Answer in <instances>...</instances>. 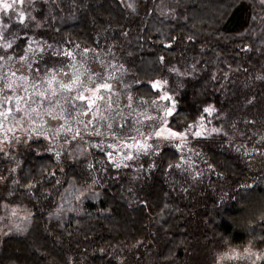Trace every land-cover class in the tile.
Listing matches in <instances>:
<instances>
[{"label":"trees","instance_id":"16d2710c","mask_svg":"<svg viewBox=\"0 0 264 264\" xmlns=\"http://www.w3.org/2000/svg\"><path fill=\"white\" fill-rule=\"evenodd\" d=\"M147 1L150 2L148 3ZM180 1L181 0H42L41 2H39V6L41 8L38 11V17L42 22L41 24H38L37 20H35L33 23L32 32L37 38L44 39L45 43L54 46V50H46V60L44 58V61L39 66L42 71H49L50 68L62 66L66 61V55L56 53L57 50H55V48L60 49L62 46L68 45L74 47L75 45H78L80 47L91 49L94 51H106L109 55H114V60L118 65H120L122 71L126 72L127 75L134 79V83L131 86V92L135 96H158V91L154 89L151 83L157 78H165L168 81L169 87L174 92L177 101L176 110L169 118V125L176 130H183L187 126H189L190 123L195 122L202 117H208V114L204 112V109L209 105H213L216 108V111L212 117L216 118L215 120L217 124L221 119L220 124H222L229 135L221 133L219 134V136L215 134L212 137H204L199 139L200 146L202 147L200 156L203 159V164H207L206 166L213 174L216 172V176H218L221 181L220 179H218V177L216 178L214 176L212 180H219V182L217 181L214 185L212 183L215 181H212V183L208 182L207 177H191L188 171H183L181 168L182 166L180 163L182 159L179 150L172 147L162 148L160 153L157 154L156 160H154V164L149 166L148 164L146 165L144 171L146 173H144L143 176L141 175L137 179L130 181L129 177H127V173V175H125L121 169L115 168L112 170L109 168L111 167V165H109L107 169V171H109L110 173H104L100 171L101 169L99 168L97 163L94 165V169L90 168L87 162H85L86 160H84L83 156L81 155L75 154V156L77 155L78 157L76 156V158L71 161L63 157L56 158L52 153H40L37 151V148L43 149L44 144L41 141L32 142L31 146L25 149L20 156L22 158V164L18 172L14 190H12L10 196L2 197V200L7 202L8 206L22 207L23 210L27 213V217L20 221L22 227L19 230H16L14 228V223L10 224V211H6L5 221L8 225H10V231L4 232L0 235V264H84L85 261L86 263L87 261H90L89 263L92 262V264H124L125 262H129L130 264H214V262L217 261L218 255L230 248L242 249L245 247H251L256 250L264 249V155L263 158H261L262 164L258 167H254V169L247 161L245 162L241 157L242 155H240V152L242 151V149L233 147V142L243 141L247 137L250 138L248 139V144H256L255 140L257 138V134L255 133H257L259 130L260 135L264 134V125L262 126V122L264 123V120L262 119L264 118L263 35L261 36V38L263 39H259V42H263V44L261 42L262 45L260 49H258L259 47L256 43L255 45L257 46V48L256 50H253L255 49L254 43L258 41L257 32H260L259 30L261 29L260 28L258 30L259 26L262 27L261 33H264V27L262 26L264 24V6L261 5L258 1V3L255 2L256 0H252L253 7L256 9L254 10L253 8L254 11H252L251 7L249 6L252 5V2L249 1L251 4L247 3L248 0L247 2H245L246 0H205L207 1L205 3L201 1L202 5H204L203 7L200 6L201 3L199 2L200 5L198 7L206 9V11H209V14L211 13V11H214V13H211L210 19L207 18V15L209 16V14H203L204 16L200 14L202 16V18H200L203 21L196 19V21H194L193 23V27L197 29H199L198 26H202L205 28V30L202 31L203 28L201 29L200 27L199 30L201 34L203 32L204 34L206 33V36L211 37L210 39L203 34L202 37H205H203L202 39L199 30L193 29L194 32L195 30H197L196 32L199 33L198 34L196 32H193L194 35H200V38L198 37L200 39L199 43V39L195 37L191 31H189V35L186 32V30H189L192 27L189 26V23L190 25L192 23L187 20L190 17V12L188 10H196V8L194 9L193 6L197 7L198 2L196 0H192L193 2L195 1L193 5V2L191 3L190 0H186L185 3L184 0L183 3H181ZM179 2L181 3V6L179 5ZM146 3H148V6H146ZM190 3L193 6H191ZM129 5H132V7H130ZM186 6L187 8L189 6L188 10ZM259 6H262V8H260ZM133 8L135 10H133ZM247 8H250V10ZM204 9L203 12H205ZM178 10L180 11L178 12ZM251 11L256 16H253ZM259 11L261 13L263 12L262 15ZM193 13H190V15H193ZM198 13L200 12H197V15L194 14V17L196 16L199 18ZM216 15L217 17L215 20V18L213 17H215ZM205 16L206 18H204ZM190 18L192 19L193 16ZM197 20L200 25L198 24ZM246 23L252 27H247L248 25L246 26ZM107 24L108 26L106 29ZM196 24L198 26H195ZM206 24L208 25V27L206 26ZM37 25H39V27H37ZM211 25H214L216 28L219 27L217 28L219 29V32L221 29H223L222 31L224 32V28L226 27L227 29L224 33H226L227 36H224L222 31V36L219 35L220 33L217 34L218 31L215 33V27ZM244 25L246 26V28L253 30H249L250 32L247 31V33L245 31L246 28H242V26ZM122 27L124 28L123 30ZM206 27L208 29H206ZM233 29H235V32L237 34L238 32H240L239 30L242 29L241 34H239L240 36H238L237 34L235 35L236 37L238 36L240 40L238 38H236L237 40H235V32H233ZM190 30H192V28ZM171 31L173 33H171ZM212 31L214 32L213 35H219L218 37L222 39L221 42L218 37L212 36V34H210L212 33ZM228 31L229 35L227 34ZM181 32H183V34ZM242 32H246V35L244 34V36H241ZM143 33L149 34L147 36L144 35L146 37H143ZM191 33L193 36H191ZM254 33H256V35ZM162 34L164 35L162 36ZM156 35L159 37H157L158 40L155 38ZM230 36V39H232L233 41H230V39H228ZM160 37H162L161 40H159ZM214 37L219 39V41L216 39L217 42H219L218 44L214 42L216 41ZM144 38H146L148 41H145ZM212 38L214 39V41H210L212 40ZM251 38L256 41L254 42L250 40ZM154 39H156L155 41L157 43L154 42ZM206 40L210 41L208 43L209 45L212 44V46H209L208 43H206ZM228 40L232 44L227 42ZM76 41H81L83 43L80 42V44ZM234 41L237 43H235L236 45L234 44ZM26 42L27 38H22L21 36L19 37V39H16L14 48L18 54L23 51ZM71 42H76V44L74 43V45H72L73 43ZM122 42L124 43V45H122ZM146 42L147 46L145 45ZM192 42L197 43L195 44L196 47H192L194 46V44H191L190 47V43ZM213 42L215 44H213ZM98 43H101V45ZM250 43L252 44L250 45ZM88 44H91V46L94 47L88 46ZM258 44L260 45V43ZM128 45H130V48L128 47ZM168 45H170V47ZM157 46H159V48H157ZM219 46H223L221 47V53L223 55L224 53H227L225 54V57H223V55L218 51H216L215 53V48L212 49V47L217 48ZM97 47L101 50H98ZM220 47L217 49L220 50ZM142 48H144V50L146 48V50L144 51L142 50ZM222 48L225 52L222 51ZM130 49H132V53L129 52ZM140 49L142 50V52ZM114 50L116 52H114ZM229 50L231 53H228ZM133 51L135 52L134 54ZM236 51L237 53H235ZM250 52L252 53L253 57H255V59H252L253 57L251 56L252 58L248 57V60L247 55H251ZM256 53L258 54V56ZM243 55L246 56L244 57ZM161 57H163L162 61L160 59ZM235 57L241 60L239 64L238 59L236 58L237 66L235 64ZM120 58H122L121 61ZM230 58L234 59L230 61ZM224 59L225 63L224 61L221 62ZM141 60H143V62H140ZM252 60L254 61V63L257 62L256 65H254ZM232 62L234 65L232 64ZM238 68H240L241 72L238 71ZM247 68H249L250 70ZM135 75L138 76L136 77ZM204 79H207V81H204ZM216 97H219L218 101ZM256 111L259 112V115L261 117L258 120H255V116H257ZM249 113L252 114L254 118L253 116L250 117L251 115H249ZM260 119L263 121L261 122ZM205 148H209L211 152H209V149L208 151ZM261 148L264 150V141L261 145ZM224 150H226V153L224 152ZM214 152L216 154L222 152L223 156L226 154L225 156L227 158L229 157L228 161L225 156V158H223V156H220L223 158H221L222 162L224 163V160L226 159L227 164H224L225 166H228L229 170L231 168L229 163H231V165L234 163L233 166H236V170H238V172L236 171L237 175L239 174L241 169H243L242 171H244V169L246 171H241L240 176L236 177L234 176V174L236 175V173L234 172L235 169H233L234 167L231 168L233 170H230L234 174L227 173L229 171L223 164L222 165L224 168L222 167L219 170V168L221 167V163L219 164L220 158ZM206 154L210 158L213 156V154L215 155L213 163L211 159H209V157H205ZM209 154L212 155L210 156ZM72 155L73 154H71V157ZM216 156H218L219 160H216ZM230 158L232 159V162H229ZM214 162H218L217 164L219 165L216 164L218 168L215 167ZM238 162H240L239 165ZM240 165H243L244 168H241ZM239 167L241 168L240 171ZM222 169H224V171L227 170L225 172L226 174L224 172H220L222 171ZM213 170L215 172H213ZM127 171L129 170L127 169L126 172ZM250 172L252 174H250ZM105 174L107 177L104 176ZM163 175H165L166 177ZM100 176L104 177V179ZM174 176H176V178ZM147 177L148 179H146ZM224 177L226 178V180L224 179ZM149 178L152 179V183H154V185L152 184L151 186V180L148 184ZM167 178H172V180L169 181ZM176 179L179 182H176ZM160 180L162 184L160 183ZM204 180L205 182L207 181L209 183H207L208 186H205L207 184L203 182ZM156 181H159V185L161 184L163 187L156 184ZM181 181L183 184L186 183L184 184L186 188L183 186V184H180ZM188 181L189 183H191L190 186L193 187V190H195V192L191 189V187H189V184H187ZM220 182H226L228 185H223ZM177 183H179L178 187L176 186ZM217 183L219 184L218 187ZM60 184H64L65 186H67L64 187V185L61 186ZM97 184L102 188H100L99 186L97 187ZM171 184H173V186L176 184V187L174 188ZM194 184L197 188L194 186ZM181 185L183 188H185L184 191L182 190ZM179 186L182 194L179 193ZM199 186L203 191L198 188ZM209 186H213L211 188V191H213L214 194H212V192L208 190L210 189ZM233 186L234 189L232 188ZM113 187L114 189H109ZM115 188L118 191H115ZM140 188H142V190ZM177 188L179 191L177 190ZM205 188L209 192H207V190L205 191ZM239 188L241 189L239 190ZM160 189L163 193L166 194L167 192H169V194L167 193L168 195L163 196ZM164 189L167 190V192H164ZM54 190L57 193H55ZM175 190L177 191V193H175ZM182 191H186V193L191 194V198L189 197L190 200L188 198L189 194H185ZM206 192L210 193L211 196ZM53 193L54 195H52ZM57 194L60 195L57 196ZM159 195L163 196L165 198V201L167 197L166 203L168 202V200L170 201L172 199L171 202H174V200L177 199L178 202L177 200H175V202L178 205L174 204L173 202L171 203V205L173 204L175 207L177 205L179 208L176 207V209H180V212L175 210V214L173 208H169L167 204L166 206L169 209L167 207L164 208L165 206L162 207L161 204H158L159 202L164 204V199H161ZM200 195L202 196V198ZM180 196L182 197V200ZM185 196H187V198H183ZM209 197L211 199L212 197H214L215 200L212 201V199L209 201ZM152 198L158 201L157 204L152 200ZM58 199L59 202L62 203V205L58 202ZM160 200H162L163 202H161ZM204 200L207 202H205ZM230 200L232 201L230 202ZM63 202H65L64 205ZM210 202L216 204V207L213 206L215 209L217 208V205H219L218 207H221L222 210H226L225 212H228V215H231L232 217L230 219L235 218L234 220H238L237 222L235 221L236 223H238L239 221L242 222L239 223L245 226V228L243 227L244 229H242L243 231L247 229V232L245 231L246 234L249 233L247 237L245 232L242 231V233L240 231L241 229H237L238 232L235 230V227L238 228L236 225L234 227L232 226L233 224L230 223V225L228 223L230 219L227 221L225 219V216L227 214L225 213L224 216H222L223 211L218 210L219 208L216 209V211L218 210L217 212L214 211V213H216L213 216L209 217L210 212L208 215L207 212L209 211L210 206L212 207V205H214ZM227 202L230 203L227 204ZM223 204H225V206ZM60 205L63 209L62 211H60ZM67 205L68 207H66ZM69 206H71V208ZM72 206H75V209H72ZM182 206L184 207L185 212H183L184 209ZM141 207H143V209H141ZM206 208H208L207 211ZM53 209H58V211L55 210L56 212H53ZM163 209L164 213L167 212V216L171 214H168L167 210H169V212L170 210L173 211L174 214H171V216L167 217L168 220L171 217L173 218H171L169 221L165 219L166 221L164 220L161 225L160 218H165L164 215L162 216L163 213L160 214ZM186 209L188 212L186 211ZM213 210L211 213H213ZM59 211L61 213L58 215ZM141 212H144V218ZM158 212H160V218L157 216L158 214H156ZM201 212H204V214H206L208 218L206 216L205 218H203V213V215H199ZM219 212H222V215H220ZM196 214L197 216H195ZM173 215H175L178 220H176L177 218L174 219ZM179 215L183 220L179 219ZM228 215L226 216L227 219ZM202 218L205 220H203ZM172 219L176 221L174 222L172 221ZM209 221L213 223L212 228L210 227L213 231L208 230L211 233L210 235L208 234V232L206 233L207 229H210L209 226L211 224L209 223ZM180 223L182 226L183 224H185L184 228L180 229L178 227L180 226ZM204 224H207L208 228L204 226ZM149 225L153 228H150ZM157 225L161 226L159 234L157 233L159 231V228H156ZM241 225H238L239 228L241 227ZM204 228H206V230ZM214 228L217 231H214ZM97 229L98 231L97 233H95L94 231H96ZM65 230L68 235L66 234ZM152 231L155 232V234H158V238L154 236L155 234ZM216 233L220 234V236H218L219 234L217 235V239L219 238L222 241L218 239V242L217 239H214ZM61 234L64 235L62 236ZM88 234V238L90 240L86 236ZM95 234L98 235H96L98 238L94 236ZM99 234H101L102 236ZM159 235H162V237ZM149 236L156 238V242L161 237L160 242H158L159 244L155 243L154 240H151L152 238H150ZM249 236L250 239H253H248ZM197 237H200V239ZM221 237H224L226 240L222 239ZM54 238H56V240H53ZM58 238H61L62 240L64 239L63 244H65V241L67 239L65 246L62 244V241H59ZM82 238H84V240ZM165 238H167L168 240ZM207 238L210 243L208 240H206ZM227 238H229L230 240ZM239 238L244 242H238L241 241ZM76 239H79L80 241L79 242L77 240L80 244L78 245L79 249H77ZM53 241H56L57 243H53ZM88 241H90V243ZM161 241L164 242V245ZM69 242H71L70 245L73 248L69 245ZM81 242L83 243V245H81ZM85 242L86 246L87 243L90 244H88L89 247L87 249L84 245ZM220 242H222V244H219ZM233 242L234 244H232ZM236 242L237 244H239L236 245ZM203 243L205 244V246H203ZM211 243H213L214 245ZM242 243L245 245H243ZM67 245H69L70 249H72L73 251L69 250V248L67 249ZM92 248L94 250H92ZM82 249H84L85 251ZM107 249L110 250V253L107 252ZM64 251L69 252V254L66 253V255ZM89 251L90 253L88 254ZM122 251L124 254L122 253ZM83 252L87 253V255L86 253H84L86 258L85 256H83ZM206 252H208V254L210 252L212 256H215L213 257L215 260L211 256L208 257ZM61 253H63L65 256H62ZM96 253L97 255H95ZM90 254L92 255V257ZM119 254L123 256L121 257V255ZM76 255H78V259H76ZM127 255H129V257ZM79 256L82 261L79 259ZM118 256L120 257L118 258ZM66 257L68 261H66ZM82 257L86 260H83ZM207 257L211 258L212 260L208 259ZM131 258L132 260L134 259L133 262L132 260L130 261ZM135 259L138 260V263H136L137 261ZM139 259L141 261H139ZM72 260H74V262H72Z\"/></svg>","mask_w":264,"mask_h":264},{"label":"rangeland","instance_id":"374dc122","mask_svg":"<svg viewBox=\"0 0 264 264\" xmlns=\"http://www.w3.org/2000/svg\"><path fill=\"white\" fill-rule=\"evenodd\" d=\"M41 1L25 0V3L15 12L8 13V16L13 18L11 21L7 18L4 19L5 23H10L8 33H14L15 37H18L16 39H19L20 36L27 38V42L20 54L14 48L16 39H13L12 49L7 52L0 50V55L4 56V60L0 61V102H3L6 97L12 98V103L7 107L13 109L9 118L3 120L5 127L0 129V147L3 148V151H0V178H3L0 179V235L10 231V225L5 221L7 210L10 211V224L14 223L16 230L22 227L20 221L27 217V213L22 207L8 206L2 197L10 196L14 190L22 164L20 156L25 149L31 146L32 142L41 141L44 144L43 149L37 148V151L52 153L56 158L63 157L74 160L75 154L81 155L86 162L88 161L89 167L94 169V165L97 163L100 171L104 173H110L107 169L111 165L110 169H121L125 175L128 174L127 177L130 181L143 176L146 165H153L157 154L164 147L179 150L182 159L181 168L183 171H188L191 177L207 176L211 180V175H217V173H211L209 168L203 164V159L200 156L202 147L199 142V139L204 137H212L215 134L219 136L221 133L228 134L220 124L221 119L217 124L216 118L212 117L216 111L213 105L206 107H211L214 111L211 114L207 113L208 117H203V128L200 127V118L189 124L192 126L191 131L183 140L165 139L163 136L155 137L154 133L161 128L165 129L164 135H167V129L176 132H185L189 129V126L183 130L172 128L169 125L171 115H164L169 108H172L173 114L177 105L175 94L169 87L167 79L159 78L152 81V85L155 82H160L159 86L154 88L158 91V96H135L131 92L133 78L122 71L120 65L115 62L114 55L110 56L106 51L80 48L78 45L73 49L67 46H62L60 49L55 48L56 53L66 55L65 53L70 52L71 56L66 55V61L62 66L42 71L39 65L44 61L46 50L53 51L54 46L45 43L44 39L37 38L32 32L34 21L37 20L38 24L42 22L38 17V11L41 8L39 2ZM20 11H23L28 17L24 25L18 23ZM0 16H3V13H0ZM31 17H35V20H32ZM9 39L12 37L9 36ZM29 43L32 44V51L28 50ZM114 52L116 51L114 50ZM25 55L27 56L26 60L19 59ZM9 56L13 58L9 60ZM12 73H15V76ZM20 77H26V79H20ZM77 77L79 80L71 89L61 87V85L72 84ZM103 83L110 84L111 91L101 89L95 96L92 92L87 91V89H95L97 85ZM8 84H12L11 89L6 87ZM41 92L45 96L37 95ZM81 93L95 101L90 109L88 99L83 101L76 99ZM165 94L171 96L172 100L162 99ZM97 96H103V99H98ZM129 96L132 97L131 101L128 99ZM17 97H22L19 103L20 108L23 109L22 112L15 111ZM129 103L131 107H128ZM32 109H36V111H32ZM49 112L52 113L51 116L48 115ZM85 112L87 115L83 114ZM52 116L57 118L53 119ZM147 117H152V119ZM89 121H91L90 124ZM85 124H88L87 128H85ZM108 124L112 125L111 129L107 127ZM69 127L72 131H65ZM7 128L13 129L12 132H7L10 143L4 142ZM77 129L80 130V135L75 138V143L73 136ZM213 129L219 131L214 132ZM97 130L99 135L95 134ZM196 131H201L203 134L199 137L192 135ZM255 134H257L256 144H248L249 137L243 141L233 142V147L242 149L241 157L253 168L262 164L261 158L264 155V150L261 148L264 134L260 135L259 130ZM150 135L152 138L148 139ZM138 143H147L151 147L147 152L140 151L136 147ZM126 144H131L133 147H127ZM68 153L73 156L71 157V154L68 155ZM109 153H111V157H109ZM127 155H131L133 158L125 159ZM116 163H119L120 167H116ZM127 169L129 172H126ZM236 253L240 254L239 258H231ZM263 261L264 249L256 250L245 247L242 249L230 248L220 253L214 264H263Z\"/></svg>","mask_w":264,"mask_h":264},{"label":"bare ground","instance_id":"6f19581e","mask_svg":"<svg viewBox=\"0 0 264 264\" xmlns=\"http://www.w3.org/2000/svg\"><path fill=\"white\" fill-rule=\"evenodd\" d=\"M169 1H170V0H169ZM190 1H191V3L193 2L192 0H190ZM190 1H187V2H190ZM196 1L198 2L197 7H196V6H193L194 3H195V1L193 2V5H191V3H190V5L193 6L194 9L196 8V10H192V9H193V7H192L191 10H192L193 12H195V11L200 12V13H198V14H199V15H198L199 18L196 17V16L194 17V14L197 15V12L193 13L192 11H190L189 6H188V8H187V6H186L187 10L189 9L188 11H189L190 13H193V15H192V14L190 15V13H189V16H190V17L193 16V18L191 19V18L189 17L191 20H190L189 18L187 19V20H189V21L192 23L191 25H190V23H189V26H192V27H191L192 30H190V29H191L190 27H189V28H190L189 30H186V29H185L186 32L188 33V35L190 34L189 31H191V32L193 33V32H194L193 29H197V28L193 27V26H194L193 23H194V21H196V19L203 21V20L201 19L202 16H201L200 14H202V15H203V14H209V13H208L209 11H206V9L203 8L204 11L206 12V13H205V12H203V9L201 8V7L204 6V5H202V2L205 3V2H207L208 0H207V1H205V0H196ZM201 1H202V2H201ZM244 1H245V0H244ZM249 1L252 2V5H249V6L251 7V10H252V11L256 10V9L253 7V1H252V0H248V2H247V0H246L245 2L250 3ZM257 1H258V0H256L255 2H257ZM147 2L149 3L150 1H147ZM180 2L183 3V0H181ZM180 2H179V5L181 6V3H180ZM185 2H186V0H184V3H185ZM199 2L201 3V5H200ZM148 3H146V6H148ZM172 3H173V2H172ZM175 3H176V2H175ZM257 3H258V2H257ZM250 4H251V3H250ZM169 5H170V3H169ZM199 5H200L201 7H198ZM146 6H145V7H146ZM156 6H157V5H156ZM191 6H190V8H191ZM254 6H256V5H254ZM263 6H264V5H263ZM259 7L262 8V6H259ZM197 8H198V9L200 8L201 10L199 9V11H198ZM253 8H254V10H253ZM260 8H259V9H260ZM247 9L250 10V8H247ZM259 9H258V10H259ZM180 10H181V9H180ZM180 10H178V12H179ZM249 10H248V11H249ZM261 10H263V9H261ZM175 11H176V10H175ZM210 11H211V10H210ZM252 11H251V12H252ZM263 11H264V10H263ZM212 12L214 13V11H211V13H212ZM259 12H260V11H259ZM187 13H188V12H187ZM211 13L209 14V16L207 15V18H208V19H210V17H211ZM254 13H255V12H254ZM262 13H263V12H262ZM262 13L260 12L261 15H262ZM247 14H248V13H247ZM252 14H253V12H252ZM258 14H259V13H258ZM248 15H249V14H248ZM248 15H247V16H248ZM254 15H255V14H253V16H254ZM261 15H259V16H261ZM180 16H181V12H180ZM182 16H183V15H182ZM203 16H204V15H203ZM255 16H256V15H255ZM126 17H127V16H126ZM200 17H201V18H200ZM216 17H217V15H216L215 17H213V18H215V20H216ZM245 17H246V14H245ZM204 18H206V16H205ZM204 18H203V19H204ZM126 19H127V18H126ZM198 20H197V22H198ZM205 20H206V19H205ZM213 20H214V19H213ZM215 20H214V21H215ZM263 20H264V18H263ZM192 21H193V22H192ZM187 22H188V21H187ZM197 22H196V23H197ZM246 22H247V21H246ZM262 23H263V22H262ZM127 24H129V23H127ZM198 24H199V22H198ZM207 24H208V23H207ZM207 24H206V26L208 27ZM244 24H245V23H244ZM100 25H101V24H100ZM100 25H99V26H100ZM199 25H200V24H199ZM247 25H248V26H247ZM101 26H102V25H101ZM107 26H108V24L106 25V29H107ZM109 26H110V25H109ZM195 26H198V25L196 24ZM211 26H214V25H211ZM246 26L249 27L250 25L246 23ZM246 26L244 25V26H242V28H243V27L246 28ZM262 26L264 27V24H263ZM113 27H114V26H113ZM200 27H201V29L203 28L202 31L205 30L204 27H202V26H198L199 29H200ZM207 27H206V29H208ZM214 27H215V26H214ZM239 27H240V26H239ZM250 27H252V26H250ZM210 28H213V27H210ZM217 28H219V27H217ZM217 28H216V27L214 28V30H215L214 32L216 33V32L218 31L217 34L220 33L219 35H221V31H222L223 29H221L220 32H219V29H217ZM220 28H221V27H220ZM260 28L262 29V27L259 26V27H258V30H259ZM98 29H99V28H98ZM100 29H101V28H100ZM106 29H105V31H106ZM110 29H111V28H110ZM123 29H124V28L122 27V30H123ZM187 29H188V28H187ZM199 29H197V30H199ZM216 29H217V30H216ZM224 29H225L224 32H226V29H227V28L225 27ZM237 29H238V28H237ZM237 29H236V30H237ZM247 29H248V30H247ZM261 29L259 30L260 32H257L258 30L255 31V32H257V34H258V39L256 38L258 41L255 40V41H256V42H255L253 38L250 39V40H252V41L255 42L254 45L257 43V45H258V47H259L258 49H260L261 45H262L263 42H264V40H263V42H262V41L259 42V39L262 40V39L264 38V33H261ZM263 29H264V28H263ZM112 30H113V29H112ZM112 30H111V31H112ZM197 30H195V32H196ZM230 30H231V29H230ZM233 30H234L233 32H235V29H233ZM243 30H244V29H243ZM249 30L252 31L253 29H249V28H246V29H245L246 32H247V31L250 32ZM105 31H104V32H105ZM113 31H114V30H113ZM231 31H232V30H231ZM231 31H230V32H231ZM239 31H240V32H238V34L235 32V33H234V36H235L236 34H237L238 36H240L239 34H241L242 29L239 30ZM263 31H264V30H263ZM183 32H184V31H183ZM183 32H181V33L183 34ZM195 32H194V33H195ZM199 32H200V30H199ZM208 32H209V31H208ZM208 32H207V33H208ZM214 32L212 31V33H210V34H212V36H215V35H213ZM222 32H223V31H222ZM224 32H223V35H224V36H227L226 33H224ZM246 32H245V33L242 32V35H241V36H244V34L246 35ZM248 32H247V33H248ZM95 33H96V32H95ZM169 33H170V32H169ZM171 33H173V32L171 31ZM175 33H176V32H175ZM192 33H191V36L194 35V33H193V35H192ZM196 33H198V32H196ZM115 34H116V33H115ZM117 34H118V32H117ZM132 34H133V33H132ZM148 34H149V33H143V37H146ZM198 34H199V33H198ZM198 34H196V35H194V36L198 38V37L200 36V35L197 36ZM200 34H201V32H200ZM203 34H204V33L202 32V34H201V38H202V39H203V37L206 36V35H205L206 33H205V34H204L205 36L202 37ZM208 34H209V33H208ZM210 34H209V35H210ZM217 34H216V35H217ZM227 34L229 35V31L227 32ZM231 34H233V33H231ZM254 34L256 35V33H254ZM144 35H146V36H144ZM163 35H164V34H162V36H163ZM184 35H185V34H184ZM219 35H217V36H215V37H218ZM255 35H254V36H255ZM259 35H260V36H259ZM262 35H263V36H262ZM95 36H97V35H95ZM101 36H102V34H101ZM101 36H100V37H101ZM159 36H160V35H159ZM186 36H187V35H186ZM186 36H185V37H186ZM221 36H222V35H221ZM238 36H237V37L235 36V40H237L236 38L239 39ZM261 36H262L263 38H261ZM117 37H118V36H117ZM117 37H116V38H117ZM126 37H127V36H126ZM126 37H125V38H126ZM157 37H158V36L156 35L155 38L158 40L159 37H158V38H157ZM206 37H208V38L211 39V37H209V36H206ZM215 37H214V38H215ZM256 37H257V36H256ZM96 38H98V37H96ZM116 38H115V39H116ZM118 38H119V37H118ZM199 38H200V37H199ZM199 38H198V39H199ZM218 38H219V37H218ZM218 38H215V40L217 39V40L219 41L220 38H219V39H218ZM223 38H225V37H223ZM230 38H231V36H230L228 39H230ZM241 38H242V37H241ZM72 39H73V38H72ZM100 39H101V38H100ZM144 39H145V41H148L146 38H144ZM156 39H154V42H156V41H155ZM161 39H162V37H160L159 40H161ZM206 39H207V38H206ZM233 39H234V38H233ZM217 40L214 41V39L212 38V40H210V41H214V42H216V43L218 44L219 42H217ZM221 40H222V39H220V42H221ZM239 40H240V39H239ZM242 40H243V39H242ZM70 41H71V40H70ZM101 41H102V39H101ZM109 41H110V40H109ZM122 41H124V40H122ZM196 41H198V40H196ZM196 41H195V42H196ZM201 41H202V40H201ZM206 41H207L206 43L210 42V41H208V40H206ZM230 41H233V40L230 39ZM252 41H251V42H252ZM76 42L80 43L81 41H80V42H79V41H76ZM76 42H71V43H73L72 45H74V43L76 44ZM102 42H103V41H102ZM118 42H119V41H118ZM195 42H194V43H193V42L190 43V47H191V44H194V46H192V47H196L195 44H197V43H195ZM214 42H213V44H215ZM227 42H229V40H228ZM247 42H249V41H247ZM261 42H262V44H261ZM81 43H83V42H81ZM81 43H80V44H81ZM84 43H85V42H84ZM122 43H123V42H122ZM156 43H157V42H156ZM199 43H200V39H199ZM203 43H204V42H203ZM229 43H231V42H229ZM235 43H236V42L234 41V44H235ZM258 43H260V45H259ZM98 44L101 45V43H98ZM231 44H232V43H231ZM234 44H233V45H234ZM236 44H237V43H236ZM236 44H235V45H236ZM251 44H252V43H250V45H251ZM64 45H65V44H64ZM66 45H67V44H66ZM122 45H124V43H123ZM145 45L147 46V42H146ZM205 45H206V44H205ZM208 45H209V43H208ZM210 45L212 46V44H210ZM210 45H209V46H210ZM223 45H226V44H223ZM227 45H228V44H227ZM235 45H234V46H235ZM238 45H239V44H238ZM75 46H76V45H75ZM75 46H74V47H75ZM88 46H91V44H90V45L88 44ZM129 46H130V45H128V47H129ZM175 46H176V44H175ZM229 46H230V45H229ZM67 47H71V46H68V45H67ZM76 47H78V46H76ZM79 47H80V46H79ZM91 47H94V46H91ZM95 47H96V46H95ZM148 47H149V46H148ZM186 47H187V46H186ZM219 47H220V46H219ZM219 47H217V48H219ZM221 47H223V46H221ZM221 47H220V50L217 49L216 47H212V49L215 48V49H214V50H215V53H216V51H218V52L221 53ZM230 47H231V46H230ZM80 48H81V47H80ZM129 48H130V47H129ZM129 48H128V49H129ZM157 48H159V46H157ZM176 48H177V47H176ZM178 48H180V47H178ZM256 48H257V46L255 45V49H253V50H256ZM72 49H73V47H72ZM97 49H98V50H101V49H99L98 47H97ZM149 49H151V48H149ZM206 49H207V47H206ZM210 49H211V48H210ZM228 49H230V48H228ZM228 49H227V51H228ZM236 49H237V48H236ZM236 49H235V50H236ZM77 50H78V49H77ZM140 50H141V49H140ZM142 50H144V48H142ZM142 50H141V52H142ZM145 50H146V48H145ZM145 50H144V51H145ZM214 50H213V51H214ZM231 50H232V49H231ZM233 50H234V49H233ZM82 51H83V50H82ZM170 51H171V50H170ZM173 51H174V50H173ZM222 51H224L223 48H222ZM227 51H226V52H227ZM237 51H238V50H237ZM237 51H236L235 53H237ZM75 52H76V51H75ZM77 52H78V51H77ZM129 52L132 53V49H130ZM146 52H147V51H146ZM159 52H160V51H159ZM224 52H225V51H224ZM247 52H248V51H247ZM134 53H135V52L133 51V54H134ZM228 53H231L230 50H229ZM250 53H251V52H250ZM151 54H152V53H151ZM221 54H222V53H221ZM225 54H227V53H224V55L222 54L223 57H225ZM254 54H255V51H254ZM256 54H257V53H256ZM147 55H149V54H147ZM199 55H200V54H199ZM249 55H250V54L247 55V58H248V57H251V56L253 57L252 53H251L250 56H249ZM110 56H111V55H110ZM210 56H211V55H210ZM220 56H221V55H220ZM239 56H240V55H239ZM243 56L245 57L246 55H243ZM257 56H258V54H257ZM195 57H196V56H195ZM226 57H227V55H226ZM228 57H229V55H228ZM233 57H234V56H233ZM237 57H238V56H237ZM237 57H235V64L237 63L236 61H237V59L239 58V57H238V58H237ZM252 57H251V58H252ZM111 58H112V57H111ZM122 58H123V57H122ZM122 58H120V61H121ZM236 58H237V59H236ZM247 58H246V59H247ZM139 59H140V58H139ZM193 59H194V58H193ZM221 59H222V57H221ZM233 59H234V58H230L229 60L232 61ZM239 59H240V58H239ZM239 59H238V62H239V64H240V61H241V60H239ZM241 59H242V56H241ZM252 59H255V57H253ZM117 60H118V59H117ZM217 60H218V59H217ZM219 60H220V58H219ZM227 60H228V58H227ZM227 60H226V61H227ZM248 60H249V58H248ZM260 60H261V59H260ZM122 61H123V60H122ZM223 61H224V63H225V59L222 60L221 62H223ZM252 61H253V60H252ZM140 62H143V60H141ZM203 62H204V61H203ZM248 62H249V61H248ZM255 62H256V61H255ZM246 63H247V60H246ZM253 63H254V61H253ZM253 63H252V64H253ZM256 63H257V62H256ZM256 63H254V65H256ZM217 64H218V63H217ZM232 64H233V62H232ZM252 64H251V65H252ZM115 65H116V64H115ZM222 65H223V64H222ZM233 65H234V64H233ZM257 65H258V64H257ZM236 66H237V64H236ZM236 66H234V67H236ZM223 67H224V66H223ZM225 69H226V68H225ZM238 69H239L238 71L241 72L240 68H238ZM247 69H249V68H247ZM130 70H131V69H130ZM249 70H250V69H249ZM251 70H252V69H251ZM157 72H158V71H157ZM203 72H204V71H203ZM132 74H133V73H132ZM203 74H204V73H203ZM133 75H134V74H133ZM135 76H136V75H135ZM137 76H138V75H137ZM137 76H136V77H137ZM237 76H238V75H237ZM157 79H158V78H157ZM133 80H134V79H133ZM205 80L207 81V79H204V81H205ZM202 81H203V80H202ZM212 81H213V80H212ZM136 82H137V81H136ZM260 84H261V82H260ZM188 85H189V84H188ZM263 86H264V85H263ZM149 88H150V87H149ZM188 90H189V89H188ZM210 91H211V90H210ZM263 93H264V92H263ZM263 93H262V94H263ZM209 94H210V93H209ZM248 94H249V93H248ZM249 95H250V94H249ZM217 96H218V95H217ZM257 96H258V95H257ZM259 97H260V95H259ZM259 97H257V98H259ZM218 98H219V97H218ZM218 98L216 97L217 101H218ZM204 99H205V98H204ZM233 100H234V99H233ZM238 100H239V99H238ZM263 100H264V99H263ZM209 101H210V100H209ZM205 103H206V102H205ZM214 103H215V102H214ZM233 103H234V102H233ZM237 103H238V102H237ZM206 104H207V103H206ZM259 104H260V103H259ZM232 105H233V104H232ZM263 105H264V103H263ZM223 106H224V105H223ZM239 107H240V106H239ZM255 107H256V106H255ZM258 107H259V106H258ZM187 108H188V107H187ZM189 108H190V107H189ZM252 108H253V107H252ZM259 108H260V107H259ZM180 109H182V108H180ZM191 109H193V108H191ZM194 110H195V109H194ZM230 110H231V109H230ZM259 110H261V109H259ZM263 110H264V108H263ZM240 112H241V111H240ZM256 112H257V116H255V117H256V118L258 117V118H257V119L255 118V120H258V119L261 118V117H260V115H259V112H258V111H256ZM260 112H262V111H260ZM263 112H264V111H263ZM253 113H254V112H253ZM247 114H248V112H247ZM249 115H251L250 117L253 116V115L250 114V113H249ZM255 115H256V114H255ZM253 118H254V116H253ZM262 119L264 120V118H262ZM263 120L260 119L261 122H262ZM258 122H259V121H258ZM74 141H75V139H74ZM79 141H80V140H79ZM204 141H206V140H204ZM211 142H212V141H211ZM75 143H76V141H75ZM75 143H74V145H75ZM83 143H84V142H83ZM72 146H73V145H72ZM208 147H209V146H208ZM72 148H73V147H72ZM74 148H75V146H74ZM89 149H91V148H89ZM205 149H207V148H205ZM208 149H209V148H208ZM208 149H207V150H208ZM212 149H213V148H212ZM209 150H210V149H209ZM209 150H208V151H209ZM215 150H216V149H215ZM215 150H214V151H215ZM91 151H92V150H91ZM212 151H213V150H212ZM209 152H211V150H210ZM217 152H218V151H217ZM224 152L226 153V150H224ZM92 153L94 154V152H92ZM214 153H215V152H214ZM69 154H71V153H68V155H69ZM98 154L100 155V153H98ZM215 154H216V153H215ZM221 154H222V152H219V153L216 154V155H218L219 158H220V160H219V159H218V156H216V160L218 159V160L220 161L219 164L221 163V165H220L221 167L219 168V170L223 167V165L225 166V164H227V161H228V158H229V157L227 158V157L225 156L226 154L224 155V156L227 158V161H226V159L224 160V163H225V164H224V163L222 162V159L225 158V157L223 156V154H222V155H221ZM84 155H85V154H84ZM96 155H97V154H96ZM101 155H102V153H101ZM204 155H205V154H204ZM209 155L211 156L212 154H209ZM240 155H242V154H240ZM72 156H73V155H72ZM76 156H77V155H76ZM220 156H223V158L220 157ZM77 157H78V156H77ZM97 157H98V155H97ZM99 157H100V156H99ZM102 157H103V156H102ZM205 157H209V156H207V154H206ZM214 157H215L214 154H213V156H212L211 158L209 157V159H211L212 163H213V159H214ZM74 158H75V156H74ZM221 158H222V159H221ZM241 159H242V158H241ZM84 160H85V158H84ZM231 160H232V159L230 158V159H229V162H232ZM70 161H71V160H70ZM85 162H86V161H85ZM87 162H88V161H87ZM217 163H218V162H214L216 168H218L217 165H219V164H217ZM239 163H240V162H238V165H239ZM84 164H85V163H84ZM216 164H217V165H216ZM222 164H223V165H222ZM204 165H205V164H204ZM206 165H207V164H206ZM229 165L231 166V168L234 167L233 169H235V171H234L235 173H236V171L238 172V170H236L237 167H236V166H233L234 163H233L232 165H231V163H229ZM235 165H236V164H235ZM240 166H241V168H242V167L244 168L243 165H240ZM225 167H227V170L229 171V172H227V173H229V174H234V173H232V172L230 171V170H233V169L230 168V170H229V168H228L227 165H226ZM245 167H246V166H245ZM90 168H91V167H90ZM90 168H89V169H90ZM223 168H224V167H223ZM241 168L239 167V171H240ZM211 170H212V169H211ZM227 170L224 171V169H222V171H220V172H224V173H225ZM242 170H243V169H241V171H242ZM89 171H90V170H89ZM241 171H240V172H241ZM244 171H246V170L244 169ZM244 171H242V172H244ZM92 172H93V171H92ZM127 172H129V171H127ZM213 172H215V171L213 170ZM217 172H218V171H217ZM230 172H231V173H230ZM240 172H239L238 175H237V173H236V175L234 174V176H236V177L240 176ZM144 173H145V172H144ZM171 173H172V172H171ZM211 173H212V172H211ZM215 173H216V172H215ZM164 174H165V173H164ZM218 174H219V173H218ZM225 174H226V173H225ZM250 174H252V173L250 172ZM108 175H109V174H108ZM110 175H111V174H110ZM172 175H173V174H172ZM104 176L107 177L106 174H105ZM163 176H165V175H163ZM204 176H205V174H204ZM226 176H227V175H226ZM228 176H229V175H228ZM245 176H246V175H245ZM263 176H264V175H263ZM94 177H95V176H94ZM100 177H101V176H100ZM154 177H155V176H154ZM165 177H166V176H165ZM165 177H164V178H165ZM169 177H170V176H169ZM174 177L176 178V176H174ZM174 177H173V179H174ZM206 177H207V176H206ZM213 177H214V176H211V180L208 179V180H209L208 182H211V183H212V181H215L214 179L212 180ZM215 177L217 178L218 176H215ZM88 178H89V177H88ZM101 178L104 179V177H101ZM164 178H163V179H164ZM221 178H222V176H221ZM234 178H235V177H234ZM234 178H233V179H234ZM103 179H102V180H103ZM146 179H148V177H147ZM156 179H157V177H156ZM159 179H160V178H159ZM167 179H168V178H167ZM183 179H184V178H183ZM198 179H199V178H198ZM218 179H220V178L218 177ZM224 179L226 180L225 177H224ZM65 180H67V179H65ZM106 180H108V179H106ZM134 180H135V179H134ZM150 180H151V181H150ZM168 180L170 181V180H172V178H170V179H168ZM181 180H182V179H181ZM185 180H186V179H185ZM260 180H261V179H260ZM100 181H101V180H100ZM124 181H125V180H124ZM145 181H146V180H145ZM149 181L151 182V186H152V184L154 185V183H152V179L149 178V180H148V184H149ZM177 181H178V180L176 179V182H177ZM217 181L219 182V180H217ZM217 181L213 182L212 184L215 185V183H216ZM220 181H221V179H220ZM223 181H224V180H223ZM261 181H262V180H261ZM263 181H264V179H263ZM103 182H104V181H103ZM153 182H154V181H153ZM156 182H157V181H156ZM167 182H168V181H167ZM171 182H172V181H171ZM173 182H174V181H173ZM178 182H179V181H178ZM203 182H205V180H204ZM208 182L206 181L205 184H207ZM227 182H228V181H227ZM96 183H97V181H96ZM125 183H126V182H125ZM146 183H147V182H146ZM160 183L162 184L161 180H160ZM192 183H193V182H192ZM220 183H222L223 185H224V184H225V185H228L226 182H225V183L220 182ZM259 183H260V182H259ZM58 184H59V183H58ZM67 184H68V183H67ZM111 184H112V183H111ZM127 184H128V183H127ZM156 184L159 185V181H158ZM161 184H160L159 186L163 187ZM178 184H179V183H177V185H176V184H175V185L178 187ZM180 184H183L182 181L180 182ZM184 184H186V183H184ZM184 184H183V186L185 187ZM187 184H189V187H191V186H190L191 183H189V181H188ZM208 184H209V183H208ZM208 184L205 185V186H208ZM217 184H218V183H217ZM60 185L62 186V185H64V184H60ZM60 185H59V186H60ZM101 185H104V184H101ZM109 185H110V184H109ZM117 185H118V184H117ZM145 185H146V184H145ZM158 185H157V186H158ZM171 185L173 186V184H171ZM175 185L173 186L174 188L176 187ZM198 185H199V184H198ZM210 185H211V184H210ZM66 186H67V185H66ZM66 186L64 185V187H66ZM98 186H99V185L97 184V187H98ZM129 186H130V185H129ZM151 186H149V187H151ZM155 186H156V185H155ZM168 186H169V185H168ZM194 186H195V184H194ZM203 186H204V185H203ZM218 186H219V184L217 185V187H218ZM220 186H221V184H220ZM57 187H58V186H57ZM95 187H96V186H95ZM99 187H100V186H99ZM109 187H111V186H109ZM140 187H142V186H140ZM170 187H171V186H170ZM173 187H172V188H173ZM181 187H182V185H181ZM195 187H196V186H195ZM195 187H194V188H195ZM209 187H210V186H209ZM212 187H213V186H211L210 189H208V190L211 191V188H212ZM60 188H61V187H60ZM100 188H102V187H100ZM126 188H127V186H126ZM167 188H169V187H167ZM185 188H186V187H185ZM185 188L182 187V190L184 191ZM196 188H197V187H196ZM196 188H195V189H196ZM198 188H200V186H199ZM232 188L234 189V186H233ZM109 189H110V190H111V189H114V187H113V188H109ZM140 189L142 190V188H140ZM162 189H163V188H162ZM187 189H189V188H187ZM191 189L193 190V187H191ZM240 189H241V188H239V190H240ZM103 190H104V189H103ZM124 190H125V189H124ZM164 190H165V189H164ZM164 190H163V191H164ZM177 190H178V188H177ZM179 190H180L179 193H181L180 186H179ZM179 190H178V191H179ZM189 190H190V189H189ZM189 190H188V191H189ZM192 190H190V191H192ZM196 190H197V189H196ZM200 190H202V189L200 188ZM206 190H207V189L205 188V191H206ZM208 190H207V192H209ZM236 190H237V189H236ZM115 191H118V190L115 188ZM120 191H121V190H120ZM160 191L162 192L161 189H160ZM175 191H176V190H175ZM183 191H182V192H183ZM190 191H189V192H190ZM193 191L195 192V190H193ZM197 191H198V190H197ZM202 191H203V190H202ZM54 192H55V190H54ZM125 192H126V191H125ZM164 192H167V190H165ZM207 192H206V193H207ZM211 192H212V194H214L213 191H211ZM216 192H217V188H216ZM35 193H38V192H35ZM55 193H57V192H55ZM127 193H128V192H127ZM167 193L169 194V192H167ZM167 193L165 194V193L162 192L163 196L168 195ZM175 193H177V191H176ZM183 193H185V194H189L188 198H189L190 195H191L190 193H186V191L183 192ZM206 193H205V194H206ZM237 193H238V192H237ZM120 194H121V193H120ZM139 194H140V193H139ZM141 194H142V192H141ZM141 194H140V195H141ZM181 194H182V193H181ZM181 194H180V195H181ZM185 194H184V195H185ZM207 194H210V193H207ZM52 195H54V193H53ZM55 195H56V194H55ZM58 195H60V194H57V196H58ZM64 195H65V194H64ZM129 195H130V194H129ZM178 195H179V194H178ZM184 195H182V196H184ZM236 195H237V194H236ZM130 196H131V195H130ZM146 196H147V195H146ZM163 196H160V195H159V197H161V199H164V200H163V201H164V204H162V203H160V202H159L158 204H161L162 207L165 206L164 208H166V207L168 206L169 208L172 207L174 211L177 210L176 207H178V206H177L178 204L175 202V200H177V199H175L174 202L172 201L174 204H177L176 207H175L173 204L171 205V203H172L171 200H172V199H171L170 201L168 200V202L166 203V201H167V197H166V201H165V198H164ZM200 196H201V195H200ZM210 196H211V194H210ZM232 196H233V195H232ZM54 197H55V196H54ZM162 197H163V198H162ZM170 197H171V196H170ZM170 197H169V198H170ZM180 197H181V196H180ZM180 197H179V198H180ZM206 197H207V196H206ZM52 198H53V197H52ZM55 198H56V197H55ZM64 198H65V196H64ZM130 198H131V197H130ZM183 198H187V196H185V197H183ZM190 198H191V197H190ZM190 198H189V200H190ZM201 198H202V196H201ZM207 198H208V197H207ZM209 198H210V197H209ZM56 199H57V198H56ZM149 199H150V198H149ZM205 199H206V198H205ZM212 199H213V200H212ZM212 199L210 198L209 201H210V200H212V201L215 200L214 197H212ZM145 200H146V199H145ZM152 200L157 204L158 201L154 200V198H152ZM158 200H159V199H158ZM181 200H182V197H181ZM181 200H180V201H181ZM184 200H187V199H184ZM153 201H152V202H153ZM160 201L163 202L162 200H160ZM204 201H205V200H204ZM231 201H232V200H230V202H231ZM58 202H59V199H58ZM169 202H170V203H169ZM177 202H178V200H177ZM184 202H185V201H184ZM187 202H188V201H187ZM193 202H194V201H193ZM202 202H203V201H202ZM205 202H207V201H205ZM230 202H227V204H229ZM59 203H60V202H59ZM59 203H58V204H59ZM64 203H65V202H63V205H64ZM66 203H68V202H66ZM194 203H195V202H194ZM203 203H204V202H203ZM210 203H211V204H214V203H212V202H210ZM55 204H56V202H55ZM58 204H57V205H58ZM60 204L62 205V203H60ZM166 204H167V206H166ZM200 204H201V203H200ZM206 204H207V203H206ZM61 205L59 206V208L61 207ZM78 205H79V204H78ZM170 205H171V206H170ZM179 205H180V203H179ZM181 205H182V204H181ZM209 205H210V204H209ZM223 205L225 206V204H223ZM40 206H41V205H40ZM159 206H160V205H159ZM173 206H174V207H173ZM213 206L216 207V204L212 205V207L210 206V208H211L212 210H213V209H214V210H213V213H211L212 210L209 208V211L207 212V215H208L209 212H210V216H209V217L213 216L218 210L223 211V213H222V212H219L220 215L223 214L222 216H224L225 213H226L227 215L229 214L228 212H225L226 210L224 211V210H222L221 207H218L219 205H217V208H219L217 211H216L217 208L215 209ZM221 206H222V205H221ZM224 206H223V207H224ZM52 207H53V206H52ZM66 207H68V205H67ZM69 207L71 208V206H69ZM74 207H75V206H72V209H73ZM168 207H167V208H168ZM182 207H183V206H182ZM185 207H186V206H185ZM188 207H189V206H188ZM191 207H192V206H191ZM205 207H206V206H205ZM208 207H209V206H208ZM56 208H57V206H56ZM169 208H168V209H169ZM174 208H175V209H174ZM178 208H179V207H178ZM186 208H187V207H186ZM189 208H190V207H189ZM198 208H199V207H198ZM220 208H221V209H220ZM66 209H67V208H66ZM74 209H75V208H74ZM99 209H100V208H99ZM99 209H98V210H99ZM141 209H143V207H141ZM183 209H184V207H183ZM199 209H200V208H199ZM51 210H52V209H51ZM53 210H54L53 212L58 211V209H57V210H56V209H53ZM55 210H56V211H55ZM62 210H63V209H62V207H61V210H60V211H62ZM70 210H71V209H70ZM98 210H97V212H98ZM102 210H103V209H102ZM166 210H167V209H166ZM179 210H180V209H178L177 211H179ZM207 210H208V208H206V211H207ZM60 211H59V213L57 212L58 215L61 213ZM89 211H90V210H89ZM142 211H143V210H142ZM167 211H168V214H169V213L174 214V212L171 211V210H170V212H169V210H167ZM186 211H187V209H186ZM206 211H205V213H206ZM214 211H216V212L214 213ZM66 212H67V211H66ZM68 212H69V211H68ZM99 212H101V211H99ZM103 212H104V211H103ZM179 212H180V211H179ZM183 212H185V209H184ZM187 212H188V211H187ZM187 212H186V214H187ZM151 213H152V209H151ZM159 213H160V212H158V213H156V214H158L157 216L160 218L161 215L159 216ZM162 213H163V214H162ZM181 213H182V211H181ZM196 213H197V212H196ZM202 213L204 214V212H201L199 215H203ZM221 213H222V214H221ZM64 214H65V212H64ZM64 214H63V215H64ZM93 214H94V213H93ZM141 214H142V216H143V215H144V212H141ZM160 214H162V216L164 215V217H165V218H163V217L160 218V219H161L160 224L163 223L165 219H166L167 221H169L171 218H173V217H171V218L169 217L170 219L168 220L167 217H168V216H171V214L167 216V215H166L167 212L164 213V209L161 211ZM175 214H176V211H175ZM199 215H198V216H199ZM227 215H226V216H227ZM61 216H62V215H61ZM67 216H68V214H67ZM173 216H174V219L177 218L175 215H173ZM182 216H183V215H182ZM195 216H197V214H196ZM205 216H206V214L203 215V218H205ZM226 216H225V219H226L227 221H228L230 218H232L231 215H228V219H227ZM62 217H63V216H62ZM180 217H181V216L179 215V219H182V218H180ZM192 217H193V216H192ZM206 217L208 218V216H206ZM69 218H70V216H69ZM143 218H144V216H143ZM145 218H146V217H145ZM203 218H202V219H203ZM233 218H234V217H233ZM66 219H67V218H66ZM149 219H150V218H149ZM154 219H155V218H154ZM174 219H172V221H174V222H175L176 220H178V218H177L176 220H174ZM191 219H192V218H191ZM196 219H197V218H196ZM200 219H201V218H200ZM234 219H235V218H234ZM234 219H230L228 223H229V224H230V223L233 224L232 226H234V227H235V225H236V226L238 227V228L235 227V230H236L237 232H238L237 229H241L240 231L242 232V231H243L242 229H244L245 226H243V224H242V226H241L242 228H241V227L239 228L238 225H241V224L239 223L240 221H239L238 223H236L238 220H237V219L234 220ZM158 220H159V219H158ZM166 220H165V221H166ZM182 220H183V219H182ZM189 220H190V219H189ZM203 220H205V219H203ZM233 220H234V221H233ZM144 221H145V219H144ZM227 221H226V222H227ZM230 221H231V222H230ZM235 221H236V222H235ZM70 222H71V221H70ZM189 222H190V221H189ZM181 223H182V222H181ZM181 223H180V226H181V227L178 226L180 229L184 228V225H185V224H183V226H182ZM185 223H186V222H185ZM198 223H199V222H198ZM198 223H197V224H198ZM202 223H203V222H202ZM209 223L211 224V225L209 224V225H210L209 228H210V227L212 228L213 223H212L211 221H209ZM234 223H236V224H234ZM231 224H230V225H231ZM161 225H162V224H161ZM149 226H150V225H149ZM152 226H153V225H152ZM158 226H160V225H157V227H156V228H159V231L157 230V231H158L157 233L159 234V232H160V230H161V229H160L161 226H160V227H158ZM201 226H202V225H201ZM204 226L207 227V224H204ZM78 227H79V226H78ZM202 227H203V226H202ZM243 227H244V228H243ZM79 228H80V227H79ZM150 228H153V227L150 226ZM156 228H155V229H156ZM207 228H208V227H207ZM211 228H210V229H207V231H206V233L208 232L209 235H210L211 233H210L208 230L211 231V230H212ZM231 228H232V227H231ZM253 228H254V227H253ZM68 229H69V228H68ZM77 229H78V228H77ZM82 229H83V228H82ZM82 229H81V231H82ZM204 229L206 230V228H204ZM99 230H100V229H99ZM153 230H154V229H153ZM68 231H69V230H68ZM97 231H98V229H97L96 231H94V232L97 233ZM212 231H213V230H212ZM214 231H217V230H215V228H214ZM245 231L247 232V229L244 230L243 232H245ZM253 231H254V230H253ZM65 232H66V230H65ZM65 232H64V233H65ZM78 232H79V231H78ZM91 232H92V231H91ZM91 232H90V233H91ZM152 232H153V231H152ZM203 232H205V231H203ZM243 232H242V233H243ZM246 232H245V234H246ZM254 232H255V231H254ZM98 233H99V232H98ZM153 233L155 234V232H153ZM66 234H67V232H66ZM92 234H94V233H92ZM101 234H102V233H101ZM101 234H99V235H101ZM158 234H155L154 236H155L156 238H158V237H157ZM212 234H213V232H212ZM218 234H219V233H218ZM218 234H217V233L215 234V237H214L215 240L217 239L218 236H220V234H219V235H218ZM238 234H239V233H238ZM245 234H244V235H245ZM248 234H249V233H248ZM248 234H246V237H247ZM61 235L63 236L64 234H61ZM67 235H68V234H67ZM96 235H97V234H95L94 236H96ZM148 235H150V234H148ZM217 235H218V236H217ZM244 235H243V236H244ZM86 236H87V238H88L89 234L86 235ZM97 236H98V235H97ZM97 236H96V237H97ZM101 236H102V235H101ZM159 236L162 237V235H159ZM57 237H58V236H57ZM59 237H60V236H59ZM65 237H66V235H65ZM96 237H95V238H96ZM144 237H145V236H144ZM149 237L152 238L151 240H154L155 243H158V242H160V240H161V239H160L161 237H160L159 240L156 242V238H154V237H152V236H149ZM244 237H245V236H244ZM251 237H253V236H251ZM61 238H62V237H61ZM61 238H60V239L58 238V239H59L60 242L62 241V244H63V243H64V242H63L64 239L62 240ZM67 238H68V237H67ZM87 238H86V239H87ZM97 238H98V237H97ZM153 238H154V239H153ZM163 238H164V237H163ZM197 238L200 239V237H197ZM221 238H222V239H225L224 237H221ZM43 239H45V238H43ZM65 239H66V238H65ZM79 239H80V238H79ZM79 239H76V242H77V243L75 242V243L77 244V249H79L78 245H80V244L78 243ZM82 239L84 240V238H82ZM88 239H89V238H88ZM146 239H147V238H146ZM165 239H167V238H165ZM210 239H211V238H210ZM218 239H219V238H218ZM218 239H217V240H218ZM227 239H229V238H227ZM239 239H240V238H239ZM241 239H242V236H241ZM241 239H240V240H241ZM245 239H246V238H245ZM245 239H244V240H245ZM248 239H250V236L248 237ZM248 239H247V240H248ZM252 239H253V238H252ZM252 239H250V240H252ZM53 240H56V238H54ZM77 240H78V241H77ZM89 240H90V239H89ZM98 240H99V239H98ZM151 240H149V241H151ZM167 240H168V239H167ZM206 240H208V238H207ZM219 240H220V239H219ZM219 240H218V242H219ZM225 240H226V239H225ZM229 240H230V239H229ZM247 240H246V241H247ZM254 240H255V239H254ZM257 240H258V239H257ZM46 241H47V239H46ZM51 241H52V240H51ZM66 241H67V239H66ZM66 241H65V244H66ZM68 241H69V240H68ZM85 241H86V240H85ZM140 241H141V240H140ZM208 241H209V240H208ZM212 241H213V239H212ZM212 241H211V242H212ZM220 241H222V240H220ZM223 241H224V240H223ZM227 241H228V240H227ZM227 241H226V242H227ZM242 241H243V240L238 241V242H242ZM55 242H56V241H55ZM55 242L53 241V243H55ZM79 242H80V241H79ZM86 242H87V241H86ZM86 242H85V244H84L85 246H86ZM88 242L90 243V241H88ZM91 242H92V240H91ZM93 242H94V241H93ZM147 242H148V241H147ZM161 242H162V244L164 245V242H163V241H161ZM230 242H231V241H230ZM230 242H228V243H230ZM234 242H235V241H234ZM234 242H233L232 244H234ZM243 242H244V241H243ZM247 242H248V241H247ZM255 242H256V241H255ZM255 242H254V245H255ZM56 243H57V242H56ZM70 243H71V242H69V245H70ZM81 243H82V242H81ZM89 243H87L86 249L89 247V246H88ZM118 243H119V242H118ZM128 243H129V242H128ZM209 243H210V241H209ZM213 243H214V242H213ZM213 243H211V244H213ZM256 243H257V242H256ZM65 244H63V245L65 246ZM72 244H73V243H72ZM91 244H92V243H91ZM158 244H159V243H158ZM215 244H216V243H215ZM219 244H222V242H220ZM223 244H224V242H223ZM238 244H239V243H238ZM238 244H237V242H236V245H238ZM240 244H241V243H240ZM242 244H243V243H242ZM251 244H253V243H251ZM53 245H54V244H53ZM69 245H67V249L69 248V250H72V249H70ZM81 245H83V243H82ZM89 245H90V244H89ZM97 245H98V244H97ZM135 245H136V244H135ZM144 245H145V244H144ZM148 245H149V244H148ZM213 245H214V244H213ZM243 245H245V244H243ZM243 245H242V246H243ZM256 245H257V244H256ZM70 246H71V245H70ZM75 246H76V245H75ZM85 246H83V247H85ZM91 246H92V245H91ZM99 246H100V245H99ZM203 246H205L204 243H203ZM215 246H216V245H215ZM222 246H224V245H222ZM239 246H241V245H239ZM259 246H260V244H259ZM71 247H72V246H71ZM94 247H95V246H94ZM206 247H207V246H206ZM72 248H73V247H72ZM224 248H225V247H224ZM250 248H251V247H250ZM67 249H66V250H67ZM80 249H81V248H80ZM205 249H206V248H205ZM216 249H217V248H216ZM252 249H254V248H252ZM82 250H84V249H82ZM89 250H90V248H89ZM92 250H94V249L92 248ZM107 250H108L107 252L110 253V250H109V249H107ZM126 250H127V249H126ZM72 251H73V250H72ZM84 251H85V250H84ZM124 251H125V250H124ZM64 252H65V254H66V253L69 254V252H66V251H64ZM64 252H63V253H64ZM74 252H75V251H74ZM118 252H120V251H118ZM136 252H137V251H136ZM213 252H214V251H213ZM63 253H61L62 256H65ZM70 253H72V252H70ZM79 253H80V252H79ZM84 253H86V252H83V256H85ZM89 253H90V251L88 252V254H89ZM111 253H112V252H111ZM122 253H123V251H122ZM125 253H126V252H125ZM131 253H134V252H131ZM211 253H212V252H211ZM75 254H76V253H75ZM80 254H81V253H80ZM98 254H99V252H98ZM113 254H114V253H113ZM123 254H124V253H123ZM129 254H130V253H129ZM206 254L208 255V257H209V256H211L212 258L215 257V256H212V254H210V252H209V254H208V252H206ZM66 255H67V254H66ZM78 255H79V254H78ZM78 255H76V257H77ZM86 255H87V253H86ZM90 255H91V254H90ZM90 255H89V257H90ZM95 255H97V253H96ZM119 255H121V254H119ZM68 256H69V255H68ZM73 256H74V255H73ZM80 256H82V255H80ZM80 256H79V259H80ZM122 256H123V255H121V257H122ZM127 256L129 257V255H127ZM133 256H134V255H133ZM69 257H70V256H69ZM87 257H88V256H87ZM91 257H92V255H91ZM94 257H95V256H94ZM113 257H115V256H113ZM119 257H120V256H118V258H119ZM208 257H207V258H208ZM85 258H86V256H85ZM125 258H126V257H125ZM138 258H140V257H138ZM138 258H137V259H138ZM199 258H200V256H199ZM76 259H78V257H77ZM82 259H83V260H86V259H84L83 257H82ZM95 259H97V258H95ZM95 259H94V262H95ZM128 259H129V258H128ZM141 259H142V258H141ZM143 259H144V258H143ZM208 259L212 260L211 258H208ZM208 259H207V260H208ZM213 259H214V258H213ZM80 260H81V259H80ZM89 260H93V259H89ZM117 260H118V259H117ZM131 260H132V258L130 259V261H131ZM133 260H134V259H133ZM133 260H132V262H133ZM135 260H136V259H135ZM207 260H206V261H207ZM214 260H215V259H214ZM66 261H68V260H67V257H66ZM81 261H82V260H81ZM127 261H128V260H127ZM136 261H137L136 263H138V260H136ZM139 261H141V260L139 259ZM47 262H48V261H47ZM72 262H74V260H72ZM78 262H80V261H78ZM89 262H90V261H87L88 264H92V262H91V263H89ZM132 262H131V263H132ZM145 262H146V261H145ZM210 262H212V261H210ZM82 263H84V262H82ZM85 263H86V261H85ZM85 263H84V264H85ZM87 263H86V264H87ZM123 263H124V262H123ZM127 263H129V262H127ZM127 263L125 262L124 264H127ZM44 264H45V263H44ZM68 264H69V263H68ZM118 264H120V263H118ZM121 264H122V263H121ZM129 264H130V263H129Z\"/></svg>","mask_w":264,"mask_h":264},{"label":"snow or ice","instance_id":"6c2138e0","mask_svg":"<svg viewBox=\"0 0 264 264\" xmlns=\"http://www.w3.org/2000/svg\"><path fill=\"white\" fill-rule=\"evenodd\" d=\"M258 2L261 4V5H264V0H258ZM25 3V0H0V13H3V16H0V50H3L5 52H7L9 49H12L13 48V39H16L18 37H15V34L14 33H8V29L10 27V23H5L4 22V19L7 18L8 20H12L13 18L8 16V13L10 11L12 12H15L16 9L20 6H22L23 4ZM130 7H132V5H129ZM133 10H135L133 8ZM28 19V17H26L25 13L23 11H20L18 13V23L21 24V25H24L26 23V20ZM32 20H35V17H31ZM37 27H39V25H37ZM6 33H8L6 35ZM9 36L12 37V39H9ZM170 47V45H168ZM28 50L29 51H32V44L29 43L28 44ZM40 51H43V49H40ZM66 55L68 56H71V53H65ZM13 57L12 56H9L8 59L11 60ZM20 60H26L27 59V56H21L19 57ZM161 61L163 60V57L160 58ZM4 60V56L3 55H0V61ZM13 76H15V73H12ZM20 79H26V77H20ZM79 80V77H77L76 80H74L72 82V84H68V85H61L62 88H65V89H71L73 87L74 84L77 83V81ZM49 83H51V81H49ZM159 83L160 82H155L153 83V87L156 88L159 86ZM8 89H11L12 88V84H8L6 86ZM101 89H105V90H109L111 91V85L108 84V83H103V84H99L96 86L95 89H87V91H90L93 93V95L95 96L97 93L100 92ZM25 91H27L25 89ZM53 94H55V92H53ZM37 95L39 96H45V94L43 92L41 93H37ZM47 98V97H45ZM98 99H103V96H97ZM22 99V97H17L16 98V108H15V111L16 112H22L23 109L20 108L19 106V103H20V100ZM76 99H79V100H86L88 99L89 100V109L91 108V105L95 102L94 100H92L91 98H87L83 95V93H81L80 95H78L76 97ZM129 101H131L132 97L129 96L128 97ZM162 99L164 100H168V101H171L172 100V97L165 94ZM12 103V98L10 97H6L5 100L3 102H0V109H3V111H0V129H3L5 126H4V123H3V120H7L9 118V116L12 114L13 112V109L11 107H7V105L11 104ZM128 107H131V104L129 103ZM32 111H36V109H32ZM214 111L213 108L209 107V108H205L204 109V112L206 113H209L211 114L212 112ZM84 115H87V112L83 113ZM25 115H27V113H25ZM48 115H52L51 112L48 113ZM165 116H170L172 115V108H169L165 111L164 113ZM53 119H56L57 117L56 116H52ZM61 119H63V117H60ZM95 118V116H94ZM148 119H152V117H147ZM202 120H203V117L201 118V123H200V127L203 128V123H202ZM83 123V122H81ZM89 124L91 123V121L88 122ZM167 122L165 121V124ZM88 127V124H85V128ZM107 127L109 129H111L112 125L111 124H108ZM120 127H123V125H120ZM61 128L63 129V125L61 126ZM191 128L192 126H189V129L188 131H185V132H176V131H173L172 129H167V135H164V132H165V129L161 128L159 130H157L155 133H154V136L155 137H161L163 136V138L165 139H172V138H175V139H179V140H183L184 138L187 137L188 135V132L191 131ZM13 129L12 128H7L6 131H5V136H4V142H8L10 143V141L8 140V137H7V132H12ZM58 132L60 130H57ZM65 131H72L71 127L65 129ZM212 131L214 132H218L219 130L218 129H213ZM96 135H99V131L97 130L95 132ZM203 133L201 131H196V132H193L192 135L196 136V137H199L201 136ZM80 135V130L77 129L76 132H75V135L73 136V139H75L77 136ZM152 136H148V139H151ZM132 139H135L134 137H132ZM127 147H133V145L131 144H126ZM110 147H112V145H110ZM137 149L140 150V151H144V152H147V150L151 147V145H148L147 143H138L136 145ZM0 151H3V148L0 147ZM247 154V153H245ZM109 157H111V153L108 154ZM57 156H59V153H57ZM133 157L131 155H127L125 156V159H132ZM116 167H120V164L119 163H116L115 165ZM0 179H3V178H0ZM31 187V186H29ZM240 254L239 253H236L233 257V259H237L239 258Z\"/></svg>","mask_w":264,"mask_h":264}]
</instances>
